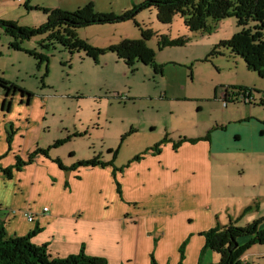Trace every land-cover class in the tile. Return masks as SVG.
<instances>
[{"label": "rangeland", "instance_id": "1", "mask_svg": "<svg viewBox=\"0 0 264 264\" xmlns=\"http://www.w3.org/2000/svg\"><path fill=\"white\" fill-rule=\"evenodd\" d=\"M146 1L1 0L0 21L35 30L47 21L39 10L75 13L90 5L95 14L120 17ZM213 27L210 34L192 33L180 17L162 25L152 9L130 21L78 30L77 39L102 52L96 61L83 51L70 55L58 45L42 51L39 44L44 37L23 43L21 51H9L11 40L2 35L0 68L7 67L6 74L27 94L43 97L46 116L38 148H50V156L67 169L94 159L108 166L114 160L120 169L164 141L206 135L216 127L210 137L230 139L229 151L248 150L249 140L264 137L259 127L264 126V80L248 71L230 50L219 47L243 30L236 21L225 19ZM142 32L148 34L145 46L154 54L157 72L138 62L128 68L108 51L123 41H142ZM162 37L186 44L159 50ZM213 51L218 54L212 55ZM33 52L47 62L28 55ZM225 90L229 100L223 106L215 97ZM241 119L245 121L219 129ZM213 167L218 189L215 205L232 207L255 200L238 228L263 218L264 154L215 157ZM247 241L237 240L238 244Z\"/></svg>", "mask_w": 264, "mask_h": 264}, {"label": "crops", "instance_id": "2", "mask_svg": "<svg viewBox=\"0 0 264 264\" xmlns=\"http://www.w3.org/2000/svg\"><path fill=\"white\" fill-rule=\"evenodd\" d=\"M2 55L0 52V58ZM7 71V67L0 68V80L25 92ZM40 96L0 93L1 170L13 169L18 159L26 162L29 155L43 149L38 145L46 103ZM215 100L224 105L229 95L221 91ZM259 127L264 136V126ZM217 129L184 138L198 142H185L177 150H173L176 142H166L157 156L150 152L139 155V161L132 159L120 169L113 160L105 168L65 171L67 167L57 168L54 161L58 159L50 151L47 159L37 156L10 179L0 173V228L9 237L37 231L30 240L32 245L46 246L54 259L77 255L84 246L86 256L102 258L106 264H151V258L156 264H179L180 248L185 245L181 264H199L205 244L202 235L230 222L238 227L255 201L246 199L232 207L215 205V157L264 154V137L249 140L248 150L229 151L230 139L210 137ZM219 260L217 254L206 252L200 264H218ZM240 264H264V245L252 246Z\"/></svg>", "mask_w": 264, "mask_h": 264}, {"label": "trees", "instance_id": "3", "mask_svg": "<svg viewBox=\"0 0 264 264\" xmlns=\"http://www.w3.org/2000/svg\"><path fill=\"white\" fill-rule=\"evenodd\" d=\"M152 9L156 12L160 24L170 25L174 17H180L188 31L203 35L210 34L215 28L213 26L219 22L225 19H234L237 27L243 30L231 40L220 43L219 47L230 50L234 56L243 60L248 71L257 74L259 79L264 80V0H148L120 17L95 14L90 5L75 13L39 10L47 17V21L42 27L31 30L19 28L11 22L0 21V30L4 36L11 40L9 49L13 51H21L20 47L23 43L29 42L32 38L44 37L39 44L42 51H48L58 45L70 55L83 51L88 58L96 61V57L102 52L90 48L85 42L77 39L76 32L78 30L130 21L141 11ZM142 35V41H123L117 47L109 48L108 51L115 53L117 58L124 62L128 68L138 62L145 66H151L157 72L154 54L145 46V42L149 38L145 35L148 34L142 32ZM185 44L186 41L182 39L169 41L167 37H162L158 43V49L183 47ZM217 54L215 51L212 52L214 56ZM28 55L39 62H47V58L41 54L33 52L28 53ZM0 88L8 94L18 92L22 97L31 98L30 94L1 80ZM208 139L207 135L205 140L208 141ZM166 142L164 141L147 150L143 155L150 152V154L157 156L160 153V148ZM185 142L195 144L198 141L180 139L173 144V150H177ZM57 144L61 145L62 143ZM56 147L53 146V148ZM49 151L50 149H38L27 157L26 162H21L18 159L13 169H0V173L5 178L10 179L14 171H20L22 167L31 164L37 156L47 159ZM112 155L113 158L116 157V153ZM140 159V157H136L133 160L139 161ZM54 163L59 169L64 168L58 160H55ZM106 166L108 165L94 159L79 163L65 169V171H73L78 168H105ZM115 185L116 192L120 196L119 187L117 184ZM262 225H264V217L245 228H238L236 223L230 222L226 227L210 229L202 235L205 244L200 252L199 264L206 252L217 254L220 257L218 264H240V259L252 246L264 245V228H261ZM36 233L37 231L31 232L25 237H9L0 228V264H106L102 258L86 256L84 246L80 247L77 255L64 259H54L48 253L46 246L36 247L32 245L30 240ZM240 238H247V243L240 246L237 242ZM184 247L185 245L180 248L179 264L183 261ZM151 264H156L153 258H151Z\"/></svg>", "mask_w": 264, "mask_h": 264}, {"label": "built area", "instance_id": "4", "mask_svg": "<svg viewBox=\"0 0 264 264\" xmlns=\"http://www.w3.org/2000/svg\"><path fill=\"white\" fill-rule=\"evenodd\" d=\"M2 92V89L0 88V93ZM242 99L244 100V103L246 104V105H249L250 104V100H249V98L247 97V96H243L242 97ZM223 106H225V103H224V105ZM44 212H46V210H44ZM32 221V219H31V216H28V222H31Z\"/></svg>", "mask_w": 264, "mask_h": 264}, {"label": "flooded vegetation", "instance_id": "5", "mask_svg": "<svg viewBox=\"0 0 264 264\" xmlns=\"http://www.w3.org/2000/svg\"><path fill=\"white\" fill-rule=\"evenodd\" d=\"M224 103H225V101H224Z\"/></svg>", "mask_w": 264, "mask_h": 264}]
</instances>
